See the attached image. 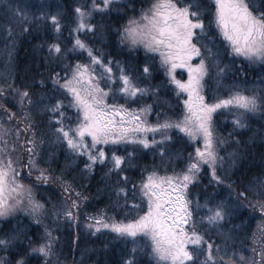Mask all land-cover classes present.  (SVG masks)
<instances>
[{
  "label": "snow or ice",
  "instance_id": "obj_1",
  "mask_svg": "<svg viewBox=\"0 0 264 264\" xmlns=\"http://www.w3.org/2000/svg\"><path fill=\"white\" fill-rule=\"evenodd\" d=\"M143 2L144 6L139 13L129 16L127 22L117 29L119 45L130 51L143 48L146 54L159 57V65L175 85L177 96L181 93L187 96L183 100V115L175 120L166 119L162 123L148 125L145 116L150 111V106L130 111L123 104L108 103V98L117 93L125 99H135L147 95L149 88L140 87L138 81L128 74L119 61L115 62L117 74L112 66L113 60L105 61L102 53H98L80 38L81 32L95 33L96 26L91 23L94 14L107 12L118 3V0H102V4L98 0H91L90 7L84 4L73 9L75 27L71 29V33L76 35L72 39L71 48L65 49L58 40L48 44L49 60L60 59L69 51L87 53L88 57L87 62L66 66L70 75L60 77L59 73H55L50 77L52 84L62 90L66 98H70L67 106L76 112L75 126H72V118L66 116L64 111L66 106L63 100L58 99L51 106L45 105V111L56 117L55 120H49V127L53 129L55 137L54 143L66 145L68 152L74 157L86 156L84 168L89 173L96 164L110 163L112 166L108 169L107 176H111L113 172H122L127 161L125 157L115 153L109 161L105 150L98 148V145L134 144L142 145L145 149L156 147L160 149L159 155L163 158L168 154L165 145L172 139L169 133L175 129L189 141H202L203 146L195 149L194 156L189 154L188 163L183 169H173L171 174L165 170L163 175L159 170L153 169L142 176L138 185H133L134 192L139 191L142 204H133L132 208L139 211L146 204L143 214H138L127 223L111 220L104 214L89 216L86 228L94 230L93 234L108 229L118 237L131 238L134 243L138 238H144L156 264H264V225L259 226L252 235V257L238 255L234 251L227 260L223 256H220L219 261L217 259L222 251L227 254L228 241L232 239L235 226L224 230L225 224L230 222L240 207L258 210L264 217V174L237 194L238 202L235 205L225 201L212 203L206 200L204 204L196 201L193 207V201L189 199L190 185L197 182L204 166L210 172V182L219 186L226 183V178L219 174L226 162L230 161L229 168L235 167L237 163V152L229 153L227 158L219 154L220 146L227 141L217 136L213 114L219 110H234L233 124L235 128L243 129L247 127L244 119L246 114L264 111V92L249 95L234 91L227 98H217L214 103L206 102L203 82L209 75L208 61L215 60L218 78L224 75L225 67H220V62L216 59L220 55L219 49L214 52L205 44L202 45V51L198 44L209 35L210 28L214 25L219 37L225 42V51L229 56L243 58L249 64L264 65V0H210L207 4L203 0ZM8 11L11 20L21 24L24 32L30 31L33 23L39 24L41 21L57 35L62 31L59 12L41 13L30 19L28 13L18 6L12 8L9 5ZM205 16L211 17L208 25L205 24ZM7 30L11 38V26ZM194 58H199V63L193 64ZM178 68L187 71V81L176 79L175 72ZM143 73L145 77L151 74L148 63L143 67ZM102 81H107V90L101 86ZM40 84L43 86L44 81L41 80ZM12 91L19 97L21 110L26 106L28 108L22 117V121H26L25 128L18 129L15 134L18 141L21 131L29 132L34 127L30 110L37 102L26 89ZM0 95H3V89H0ZM40 103H43V97ZM13 118L15 113H10L9 120ZM149 132L153 133L151 141L147 136ZM157 133L161 136L159 141L155 139ZM10 134L8 129L0 127V220L6 221L23 213L39 225L48 210L44 203L36 199L34 189L52 180L61 184L69 198L74 189L63 181L62 176L53 177L49 169L38 167L43 137L38 142L37 134L33 131L26 143L20 146L29 154L25 164L21 159L13 157L17 147L15 143L9 147L6 137ZM87 138H90L91 143ZM132 155L128 153L129 157ZM49 158H52V154ZM25 166L28 168V177L33 172L37 173L36 183L31 180L28 184L22 182L27 179L21 171ZM120 183L127 184L128 177L120 176L115 187L117 197L123 194L127 198L126 188L120 187ZM227 187L231 189L232 184L227 183ZM249 194L254 199H250ZM76 197L61 211L65 219L78 222L77 201L80 193H76ZM73 209H77V213ZM53 214L59 218L61 213L55 211ZM197 216L199 220L196 219ZM201 228L207 231L201 232ZM211 231H216L221 238L223 249L215 240L206 239ZM57 240L58 237L46 225L43 235L35 240L20 228L5 233L0 236V250L12 249L16 258L9 261L6 257H0V264H29L28 257L37 255L43 258V264H59L56 255ZM25 241L26 249L17 250ZM132 252L134 254L136 249L133 248ZM257 255L260 257L259 261L255 259ZM201 256L204 257L203 261H200ZM123 264H136L134 256L123 260Z\"/></svg>",
  "mask_w": 264,
  "mask_h": 264
},
{
  "label": "trees",
  "instance_id": "obj_2",
  "mask_svg": "<svg viewBox=\"0 0 264 264\" xmlns=\"http://www.w3.org/2000/svg\"><path fill=\"white\" fill-rule=\"evenodd\" d=\"M98 2L102 4V0ZM209 2L210 0H203L205 4ZM84 4L90 7L91 0H0V89H3V95H0V127L10 130L11 137L9 135L7 139L10 138L11 142L12 136L15 137L12 132H16L20 125L22 127L23 123H26L22 121V117L24 111H28L27 106L23 111L21 110L19 97L12 89L28 90L32 99L37 102L30 110L34 125L32 131H29L30 137L34 131L38 142L41 137L44 138V143L39 149L38 167L49 169L53 177L62 176L63 181L74 189L69 198V194L64 192L61 184L55 180L46 185H39L34 189L36 199L44 203L48 210L42 218V223L37 225L23 213H18L9 220H0V236L20 228L35 240L43 235L46 225L53 235L58 237L56 255L59 264H123V260L132 256L136 264H156L144 238H138L134 243L131 238L118 237L108 229H102L93 234L94 230L86 228L89 222L88 217L104 214L111 220L127 223L138 214H143L146 204L142 205L139 211L132 208L133 204H142L139 191L134 192L133 185H138L142 176L153 169L159 170L161 175L165 174V170L171 174L173 169L177 171L183 169L188 163L189 154L194 156L195 149L202 148L203 144L199 140L189 141L186 136L173 129L169 133L172 139L165 145L168 154L163 158L159 155L160 149L156 147L145 149L142 145L134 144L98 145V148L105 150L109 161L113 153L125 157L127 161L122 172L119 174L113 172L111 176H107L106 173L112 166L110 163L96 164L89 173L84 168L87 163L86 156L74 157L68 152L66 145L54 143L55 137L53 129L49 127V120H55L56 117L45 111V105L51 106L58 99L63 100L66 106L64 111L66 116L72 118L70 121L72 126H75L76 112L67 106L70 98H66V94L52 84L50 77L55 73H59L60 77L70 75V71H66V66L75 65L77 62H87L88 57L87 53L69 51L60 59L49 60L47 58L48 44L58 40L65 49L71 48L72 39L76 35L71 33V29L75 27L73 9ZM9 5L12 8L18 6L26 11L30 19L41 13L59 12L63 26L61 33L57 35L50 26H45L43 21L39 24L33 23L30 31H22L21 24L11 20ZM143 6V0H118L111 10L94 14L91 23L96 26L95 33L81 32L79 36L98 53H102L105 61L113 60L112 66L117 74L115 62L119 61L127 69L128 74L138 81L140 87L149 88L147 95L135 99H125L117 93L114 97L108 98V103L123 104L130 111H138L150 106L145 119L148 125H156L166 119L175 120L181 117L184 112L183 100L187 99V96L183 93L177 96V89L170 82L165 70L160 67L158 56L152 57L151 54H146L143 48L130 51L127 47L119 45L117 29L127 22L129 16L138 14ZM210 18L205 16L206 25ZM9 26L12 29L11 38L7 30ZM205 44L214 52L219 49L220 55L216 59L219 60L220 67H225L224 75L218 78L215 60L208 61L209 75L203 82V95L207 103H214L217 98H227L234 91L249 95L253 92H264V65L249 64L243 58L229 56L225 51V42L219 37L214 25L211 26L209 35L202 38L198 46L202 47ZM146 63L150 65L151 71L147 77L143 73ZM192 63H199V58H194ZM175 76L181 81L188 79L187 71L182 68L176 69ZM41 80L44 81L43 86L40 84ZM106 85L107 81L101 82L105 90H107ZM41 97H43V103H40ZM10 113H15V118L9 120ZM234 119V110H219L213 114L217 136L227 141L220 146L219 154L227 158L229 153L237 152L236 166L229 168L230 161L226 162L225 168L219 172L226 178V183L219 186L210 182V172L207 166H204L197 182L189 188V199L193 201V207L196 201L204 204L206 200L212 203L225 201L235 205L238 202L237 194L244 191L250 182L255 183L256 178L264 174V111L246 114L244 119L247 127L243 129L235 128ZM147 136L151 141L153 133L149 132ZM155 139L157 141L161 139L159 133L155 134ZM236 141L240 143L237 144ZM88 142L91 143L90 138ZM25 143L23 141L20 143V139L15 143L17 151L14 153V158H19L22 162L20 153L23 148L20 146ZM128 153L133 155L129 157ZM50 154H52L51 159ZM26 162L23 163L26 164ZM25 168L27 169L26 166ZM36 174L33 172V175L28 178L31 179ZM125 175L128 177V183H120L119 186L126 188L127 198L123 194L117 197L115 194L117 181L120 176ZM22 182L25 183L26 179ZM229 182L232 184L231 189L227 187ZM76 193H80L77 201L79 203L78 222L65 219L61 211L66 204L71 203V200L77 199ZM249 198L254 199L251 194ZM55 211H60L59 218L53 214ZM73 212L77 213V209H73ZM196 219L199 220V216ZM261 225H264V217L258 210L240 207L230 222L225 224L224 230L231 229L233 226L235 228L232 239L228 241L227 254L222 251L217 256L218 261L220 256H223L225 260L229 259L234 251L238 255L252 257L254 246L252 235ZM205 231H207L205 228H201V232ZM206 239L215 240L223 249V241L216 231L208 232ZM26 247L25 241L18 246L17 250H25ZM133 248L136 249L134 254ZM0 257H6L9 261L16 258L12 249L0 250ZM203 259L204 257L201 256L200 261ZM255 259L259 261L260 257L257 255ZM28 260L29 264H43V258L38 255L30 256Z\"/></svg>",
  "mask_w": 264,
  "mask_h": 264
},
{
  "label": "rangeland",
  "instance_id": "obj_3",
  "mask_svg": "<svg viewBox=\"0 0 264 264\" xmlns=\"http://www.w3.org/2000/svg\"><path fill=\"white\" fill-rule=\"evenodd\" d=\"M117 120H119V118L117 117L116 118ZM25 128V123H23V126L21 127V125H20V128H18L19 130H23ZM9 130V129H8ZM10 131V130H9ZM12 132V131H11ZM12 134L13 135H15L16 134V132H12ZM9 136H7L6 137V139L8 138ZM10 137H11V134H10ZM13 138H11V142H10V138L8 139L9 140V147H11V145L13 144V143H16L17 142V140H16V137H14V136H12ZM30 137V132H24V131H21V134H20V143H21V141H23V142H26L27 141V139ZM23 139V140H22ZM89 138H87V140H88ZM19 148V147H18ZM19 149H21V148H19ZM28 153L24 150V148L23 149H21V153H20V156L23 158V162H25V161H27L28 160ZM13 157H15V154L13 153ZM22 174L24 175V177H27L28 178V168L26 169L25 167L24 168H22ZM29 180H31L32 181V183H36V181H35V177H33V178H28V181H27V179H26V182H25V184H28L29 183Z\"/></svg>",
  "mask_w": 264,
  "mask_h": 264
}]
</instances>
